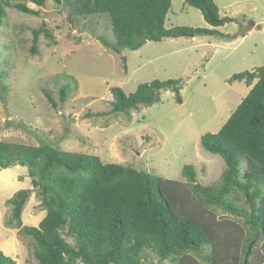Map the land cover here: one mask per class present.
Wrapping results in <instances>:
<instances>
[{"label": "rangeland", "instance_id": "obj_1", "mask_svg": "<svg viewBox=\"0 0 264 264\" xmlns=\"http://www.w3.org/2000/svg\"><path fill=\"white\" fill-rule=\"evenodd\" d=\"M12 2H24L40 13L6 6L7 16L0 26L1 140L51 143L98 155L105 163H121L178 181L181 194L190 198L191 186L182 174L186 164L195 166L197 180L204 185L221 181L225 161L205 150L201 137L219 131L252 88L244 80L231 81V76L264 65V0H215L220 14L233 19L216 27L225 37H166L149 40L137 50L121 48L120 53L100 39L104 36L115 43L107 13L73 16L68 6L54 0H46L43 6L27 0ZM44 23L54 37L42 33L34 52L33 30ZM173 26L212 27L185 0H172L166 27ZM170 78H182L183 103L176 101L172 90H162L159 102L140 105L130 117L97 114L111 109L113 87L132 93L141 83ZM43 88L50 91L57 107ZM62 88L67 90L65 102L60 101ZM246 167L243 162L242 171ZM31 187L27 167L0 169V250L18 264H38L35 241L8 222L11 205L7 201L19 189ZM191 199L201 209L198 200ZM239 202L248 207L243 199ZM208 209L219 219L244 224L247 233L244 217L218 207ZM45 214L33 192L22 213L23 224L37 226Z\"/></svg>", "mask_w": 264, "mask_h": 264}, {"label": "trees", "instance_id": "obj_2", "mask_svg": "<svg viewBox=\"0 0 264 264\" xmlns=\"http://www.w3.org/2000/svg\"><path fill=\"white\" fill-rule=\"evenodd\" d=\"M27 1L38 6L46 3ZM54 1L68 6L73 16L107 13L115 43L104 36L100 39L116 53L184 32L225 37L216 27L233 20L220 14L215 0H185L212 27L170 28L166 18L172 0ZM11 5L28 14L40 13L24 2L0 0V26L7 16L6 6ZM45 26L33 30L34 52L42 33L54 37ZM230 80H244L252 88L219 131L201 137L202 147L225 161L221 181L204 185L197 180L194 165L186 164L182 170L191 198L198 200L201 209L181 194L178 181L121 163H105L98 155L51 143L0 139V169L24 166L31 177L33 187L19 189L8 199V222L34 239L38 264H244L253 240L249 264H264V65L235 73ZM181 88L182 78L144 82L132 93L113 87L111 109L97 114L130 117L131 110L140 105L159 102L162 90H172L176 101L183 103ZM43 92L57 107L50 91L43 88ZM66 98L67 90L62 88L60 101ZM243 162L247 167L242 171ZM33 192L46 211L37 226L22 220ZM242 199L248 207L239 202ZM209 206L244 217L247 233L244 224L210 214ZM66 235L75 242H69ZM0 264L18 261L0 250Z\"/></svg>", "mask_w": 264, "mask_h": 264}, {"label": "water", "instance_id": "obj_3", "mask_svg": "<svg viewBox=\"0 0 264 264\" xmlns=\"http://www.w3.org/2000/svg\"><path fill=\"white\" fill-rule=\"evenodd\" d=\"M181 35H190V36H194V33H191V32H184L182 33ZM255 243V240L251 241V243L249 244V247H248V251L245 255V258H244V264H249V255L251 253V250H252V247Z\"/></svg>", "mask_w": 264, "mask_h": 264}]
</instances>
